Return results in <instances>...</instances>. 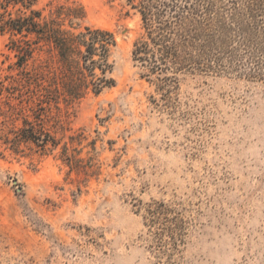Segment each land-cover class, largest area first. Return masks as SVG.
I'll return each mask as SVG.
<instances>
[{"label":"rangeland","instance_id":"obj_1","mask_svg":"<svg viewBox=\"0 0 264 264\" xmlns=\"http://www.w3.org/2000/svg\"><path fill=\"white\" fill-rule=\"evenodd\" d=\"M60 6L80 9L76 30L114 33L115 86L43 110L0 35V264H162L141 218L151 201L186 221L177 264H264V78L182 73L158 92L132 60L144 31L127 1L35 9ZM41 64L51 77L45 53L23 68ZM25 121L57 145L15 143Z\"/></svg>","mask_w":264,"mask_h":264},{"label":"trees","instance_id":"obj_2","mask_svg":"<svg viewBox=\"0 0 264 264\" xmlns=\"http://www.w3.org/2000/svg\"><path fill=\"white\" fill-rule=\"evenodd\" d=\"M38 1L0 0V35L9 36L23 83L39 106L58 109L60 103L73 105L113 88L114 33L88 26L76 30L74 21L83 17L80 9L60 6L43 16L35 9ZM125 1L139 13L144 31L133 44L132 60L145 70L142 78H153L147 80L154 81L156 91L165 90L182 73L264 78V0ZM35 52L51 57L56 71L46 70L51 77L42 64L32 72L23 68ZM40 128L23 122L15 143H30L42 151L55 147ZM67 150L63 148L64 156ZM66 160L70 168L79 169L78 160ZM141 210L158 262L177 264L186 230L182 213L163 201H151Z\"/></svg>","mask_w":264,"mask_h":264}]
</instances>
